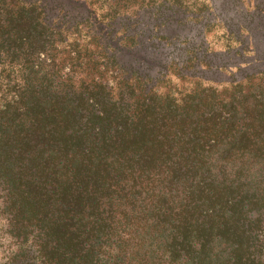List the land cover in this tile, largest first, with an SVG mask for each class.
<instances>
[{"label":"trees","instance_id":"obj_1","mask_svg":"<svg viewBox=\"0 0 264 264\" xmlns=\"http://www.w3.org/2000/svg\"><path fill=\"white\" fill-rule=\"evenodd\" d=\"M262 41L264 0H0V264H264Z\"/></svg>","mask_w":264,"mask_h":264},{"label":"rangeland","instance_id":"obj_2","mask_svg":"<svg viewBox=\"0 0 264 264\" xmlns=\"http://www.w3.org/2000/svg\"><path fill=\"white\" fill-rule=\"evenodd\" d=\"M262 43H263V41H262ZM263 44H261V46ZM213 47H217V49H218L217 51H219L221 56L230 57V58H228L229 61L235 62L236 64H244V63L248 62L252 58V56H254V55H252V50L249 48H247L243 54H241L240 52L235 53L234 50H231V51L229 50V52H227L225 50V45L223 43H221L220 41H218V44H216Z\"/></svg>","mask_w":264,"mask_h":264}]
</instances>
